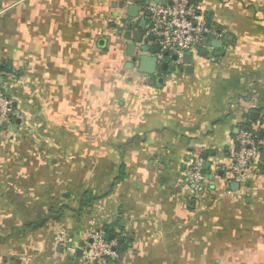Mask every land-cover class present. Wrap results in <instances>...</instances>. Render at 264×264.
I'll return each instance as SVG.
<instances>
[{
	"label": "crops",
	"instance_id": "0c3cea01",
	"mask_svg": "<svg viewBox=\"0 0 264 264\" xmlns=\"http://www.w3.org/2000/svg\"><path fill=\"white\" fill-rule=\"evenodd\" d=\"M126 1L146 21L140 8L167 2L0 0L15 104L0 130V264H78L55 237L80 249L105 228L123 247L97 264H264V0H194L206 47L190 72L168 56L153 76L118 34ZM244 126L260 163L234 188L219 172ZM190 156L207 177L197 190Z\"/></svg>",
	"mask_w": 264,
	"mask_h": 264
},
{
	"label": "built area",
	"instance_id": "2783aa9c",
	"mask_svg": "<svg viewBox=\"0 0 264 264\" xmlns=\"http://www.w3.org/2000/svg\"><path fill=\"white\" fill-rule=\"evenodd\" d=\"M130 5H133L131 1L125 2L126 7ZM140 9L150 12L144 36L152 35L159 43V61L163 59L164 52H167L170 58L175 56V59L171 60L175 69L184 65L183 57L186 54L195 53L201 48L204 34L209 33L207 24L193 0H167L165 4L156 3ZM2 75L0 73V78ZM11 82L12 77H9L6 85ZM14 112L12 102L3 91V85H0V126L8 123L9 115H15ZM257 132L256 128L244 127L236 135L234 148L220 167L226 184L235 183L238 187H243L255 175L261 153ZM184 177L188 187L193 190L203 186L207 177L199 157H189L185 163ZM55 240L66 247L67 253H75L77 248L70 247L69 241L62 233L57 235ZM113 248V242L107 240L104 234L90 235L89 241L81 248L78 263L97 264L115 258L116 252Z\"/></svg>",
	"mask_w": 264,
	"mask_h": 264
},
{
	"label": "water",
	"instance_id": "95a60500",
	"mask_svg": "<svg viewBox=\"0 0 264 264\" xmlns=\"http://www.w3.org/2000/svg\"><path fill=\"white\" fill-rule=\"evenodd\" d=\"M148 6V3L145 4ZM123 7V4H121V8ZM145 16L148 18L150 17V12L146 11ZM128 19L130 20H138V7L135 5H130L127 6V14L126 18H122L120 20L119 30L118 34L122 35L123 34V39L126 41L131 40V44L128 46V54L133 57L132 62L136 64L137 66V71L139 73H143L146 75L153 76L158 69L161 70L162 72H166L169 68L168 62H160L158 59V55L160 54L161 48L159 43L156 42V39L152 35L144 36V30L147 24V21L145 19H139L138 22V29L140 31L134 33L131 35L130 30H127L124 32V28H131L133 26V23H129ZM208 29L210 28L209 26L207 27ZM207 37L208 34H204L201 45L202 47H206L207 45ZM222 43L218 40H214L211 42V46L214 48H221ZM163 58L167 59L168 58V53L164 52ZM175 56H172L170 60H174ZM192 55L191 54H186L183 57V64L186 66L185 71L190 72L192 70ZM182 71V69H180ZM3 84L2 78H0V85ZM13 107H15V104H12ZM11 115H9V118ZM19 121H16V124H18ZM7 124H3L0 127V130L6 131L7 130ZM13 131H16V127L13 128ZM204 159V158H203ZM207 167V164H205ZM219 175H222V172H219ZM231 187L238 188V185L233 183L231 184ZM108 240L109 241H115L116 237L115 235L108 234ZM119 243H123V240H119ZM76 250V257L80 258L81 257V248ZM114 250V248H113Z\"/></svg>",
	"mask_w": 264,
	"mask_h": 264
},
{
	"label": "trees",
	"instance_id": "16d2710c",
	"mask_svg": "<svg viewBox=\"0 0 264 264\" xmlns=\"http://www.w3.org/2000/svg\"><path fill=\"white\" fill-rule=\"evenodd\" d=\"M194 1V0H193ZM0 73H2L3 74V76H2V79H3V91L5 92V90H6V87L5 86H7L6 85V79L8 78V77H12L13 75L11 74V68H10V66H9V63H0ZM255 114H253V113H251L250 114V116H249V118L250 119H254L253 117H255L254 116ZM248 118V119H249ZM10 119H12V116L9 118V120ZM248 125V124H247ZM244 127H248V126H244ZM243 127V128H244ZM249 128V127H248ZM256 136L258 137V139H260V135H258V134H256ZM85 199L88 197L89 198V196L87 195V193H85ZM85 199H83V201H82V204H81V206L83 207L84 205H85ZM92 199V198H91ZM87 208H88V206H87ZM104 232H105V238L108 240V234H110V230L109 229H107V228H105L104 229ZM123 244H120V245H117L116 247H114V250H115V252L117 253V252H119V249L120 248H122L123 246H122Z\"/></svg>",
	"mask_w": 264,
	"mask_h": 264
},
{
	"label": "flooded vegetation",
	"instance_id": "af4514ba",
	"mask_svg": "<svg viewBox=\"0 0 264 264\" xmlns=\"http://www.w3.org/2000/svg\"><path fill=\"white\" fill-rule=\"evenodd\" d=\"M79 264V263H78Z\"/></svg>",
	"mask_w": 264,
	"mask_h": 264
}]
</instances>
